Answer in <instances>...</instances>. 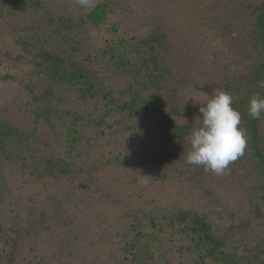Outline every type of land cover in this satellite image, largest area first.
<instances>
[{
	"label": "trees",
	"instance_id": "obj_1",
	"mask_svg": "<svg viewBox=\"0 0 264 264\" xmlns=\"http://www.w3.org/2000/svg\"><path fill=\"white\" fill-rule=\"evenodd\" d=\"M122 3L95 0L91 8L58 12L42 0H0V18L31 16L21 28L28 40L16 44L36 80L25 86L28 125L0 115V264H182L186 252L195 257L187 264H252L237 254L232 234L216 230L205 215L150 206L112 218L98 208L106 203L103 187L126 168L134 181L146 170H169L199 126L174 120L166 106L178 87L168 34L161 26L135 30L126 19L121 31L115 12ZM247 7L252 23L240 45L251 65L220 88L241 115L247 147L240 160L248 159L244 174L264 202V114L248 115L249 98L264 97L257 84L264 80V0ZM96 32L98 42L89 40ZM118 78L126 79L122 87ZM15 180L36 184L37 193L26 198ZM91 216L98 225L114 223L110 228L125 241L123 262L112 255L102 263L95 245L85 248L81 235L91 237ZM172 248L179 258L170 259Z\"/></svg>",
	"mask_w": 264,
	"mask_h": 264
},
{
	"label": "rangeland",
	"instance_id": "obj_2",
	"mask_svg": "<svg viewBox=\"0 0 264 264\" xmlns=\"http://www.w3.org/2000/svg\"><path fill=\"white\" fill-rule=\"evenodd\" d=\"M42 1L58 12L73 9L78 4L77 0ZM121 1L123 7L115 12L120 14L116 20L121 31L127 26L124 24L126 19L129 27L135 30L161 26L168 34L173 50L171 66L178 87L175 100L165 98L166 106L174 120L182 123L195 120L200 125L197 118L201 115L196 109L202 106L205 94L210 96L214 88L223 89L224 80L230 81L243 74L251 65L249 54L241 50L240 40L247 34L245 30L251 28L252 15L247 6L262 0ZM145 15L148 19L142 17ZM30 18V15L0 18V115L20 126L31 122L25 86L36 80L28 56L16 41L20 38L28 40L21 28L30 22ZM99 33L89 40L98 42ZM125 81V78H118L115 84L122 87ZM88 135L86 131L85 136ZM240 158L230 164L229 169L234 167L235 171L230 170L227 177L189 165L183 155L169 170H146L138 173L135 181L130 175L132 168H126L117 180H111L103 187L100 195L106 203L98 208L102 214H112V218H119L135 207L191 210L205 215L219 232H230L243 261L249 260L252 264L262 261L264 264V202L253 191L251 175L244 174L250 171L248 159ZM86 179L85 176L83 181L81 178L79 185L85 186ZM13 184L21 187L26 198L28 194L37 193L36 184L20 186V180ZM107 194L109 196L105 197ZM98 208L86 209L94 211ZM89 221L91 237L81 235L85 248L95 245L98 253L106 257L100 259L102 263H110L112 255L116 261L121 259L123 262L125 241L116 237L114 229L110 228L114 223L98 225L92 216ZM172 249L170 259L179 258V252ZM80 254L85 252L81 250ZM179 259L185 262L182 264H187L193 263L195 257L186 252Z\"/></svg>",
	"mask_w": 264,
	"mask_h": 264
},
{
	"label": "clouds",
	"instance_id": "obj_3",
	"mask_svg": "<svg viewBox=\"0 0 264 264\" xmlns=\"http://www.w3.org/2000/svg\"><path fill=\"white\" fill-rule=\"evenodd\" d=\"M81 8L93 7L94 0H77ZM264 88V80L257 81ZM205 101L198 111L200 125L188 133L189 150L185 162L203 167L205 172L225 175L229 166L244 155L247 137L241 124L240 113L232 107V96L214 88L212 94H205ZM264 114V97L259 93L249 98L248 115L260 119Z\"/></svg>",
	"mask_w": 264,
	"mask_h": 264
}]
</instances>
